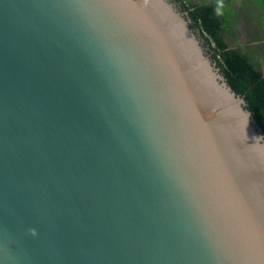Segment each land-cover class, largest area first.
<instances>
[{"label": "water", "instance_id": "95a60500", "mask_svg": "<svg viewBox=\"0 0 264 264\" xmlns=\"http://www.w3.org/2000/svg\"><path fill=\"white\" fill-rule=\"evenodd\" d=\"M0 264H264V135L171 0H0Z\"/></svg>", "mask_w": 264, "mask_h": 264}, {"label": "trees", "instance_id": "16d2710c", "mask_svg": "<svg viewBox=\"0 0 264 264\" xmlns=\"http://www.w3.org/2000/svg\"><path fill=\"white\" fill-rule=\"evenodd\" d=\"M174 1L182 3V11L190 19L207 53L211 54L212 63L235 94L242 98L245 109L264 135V77L255 68L249 55L230 49L225 43L224 35L230 34L229 26L233 19L222 17L224 14L214 3L192 5L182 0ZM246 2L256 7L260 19L264 18V0Z\"/></svg>", "mask_w": 264, "mask_h": 264}, {"label": "rangeland", "instance_id": "374dc122", "mask_svg": "<svg viewBox=\"0 0 264 264\" xmlns=\"http://www.w3.org/2000/svg\"><path fill=\"white\" fill-rule=\"evenodd\" d=\"M176 7L181 12L182 3L175 2ZM186 4L214 3L222 11L226 20L233 19L232 25L229 26L230 34L224 35L225 43L230 49L249 55L255 68L264 77V18L260 19L259 12L252 4L249 6L246 0H182ZM258 20H261L260 22ZM195 31V30H194ZM202 48L207 53L203 41L195 31ZM209 54V59H210ZM211 61V59H210ZM212 62V61H211Z\"/></svg>", "mask_w": 264, "mask_h": 264}, {"label": "flooded vegetation", "instance_id": "af4514ba", "mask_svg": "<svg viewBox=\"0 0 264 264\" xmlns=\"http://www.w3.org/2000/svg\"><path fill=\"white\" fill-rule=\"evenodd\" d=\"M172 1V0H171ZM174 3V2H173ZM175 4V3H174Z\"/></svg>", "mask_w": 264, "mask_h": 264}]
</instances>
